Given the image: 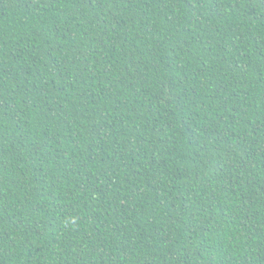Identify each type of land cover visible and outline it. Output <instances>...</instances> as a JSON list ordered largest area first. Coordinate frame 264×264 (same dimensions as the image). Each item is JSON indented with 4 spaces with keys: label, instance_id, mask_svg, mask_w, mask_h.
Segmentation results:
<instances>
[{
    "label": "trees",
    "instance_id": "trees-1",
    "mask_svg": "<svg viewBox=\"0 0 264 264\" xmlns=\"http://www.w3.org/2000/svg\"><path fill=\"white\" fill-rule=\"evenodd\" d=\"M0 264H264V0H0Z\"/></svg>",
    "mask_w": 264,
    "mask_h": 264
}]
</instances>
